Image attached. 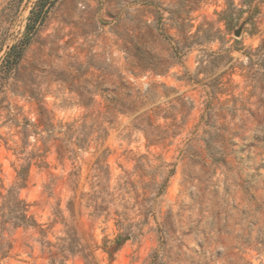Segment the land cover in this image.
<instances>
[{
	"label": "rangeland",
	"instance_id": "obj_1",
	"mask_svg": "<svg viewBox=\"0 0 264 264\" xmlns=\"http://www.w3.org/2000/svg\"><path fill=\"white\" fill-rule=\"evenodd\" d=\"M35 1L0 0V61ZM251 3L246 22L248 0L54 2L0 90V190L31 159L19 194L46 234L5 230L0 264H50L72 233L95 264H264V214L243 191L264 193Z\"/></svg>",
	"mask_w": 264,
	"mask_h": 264
},
{
	"label": "trees",
	"instance_id": "obj_2",
	"mask_svg": "<svg viewBox=\"0 0 264 264\" xmlns=\"http://www.w3.org/2000/svg\"><path fill=\"white\" fill-rule=\"evenodd\" d=\"M20 1V0H19ZM56 0H36L34 6L30 10V15L28 17L27 23L25 25V30L22 37L12 44L5 54L2 56L0 61V90L2 86L8 81L11 75L16 71L19 62L23 56V50L27 43H29L31 36L36 31L39 24L45 19L49 9L54 4ZM249 1V14L245 18V21H249L254 11L256 10V4L252 5L253 0ZM229 8H225L220 11V20H224L228 24V19L226 13ZM254 55L256 56L254 60L257 61L261 68H264V37L262 38L260 44L256 47ZM250 61H253V57H248ZM259 73L258 69L256 70ZM263 73H261L262 75ZM25 132V128L23 129ZM40 156V155H38ZM38 165H47L44 157H38ZM243 164L242 161L239 162ZM222 165H229L230 162L223 157L220 161ZM31 165V159H24V163L16 169L15 181L12 185L7 188L3 187L0 190V258L8 256L11 250L12 243L10 240L4 237V231L13 228L17 229L19 227L23 228H34L42 236L46 234V229L41 223H39L36 218L29 213V203H27L23 198L20 197L19 190L26 186L27 176L29 167ZM260 166L255 169L258 170ZM243 191L246 200L251 201L255 204L253 211H263L264 214V193L258 194L257 190L259 187H255L250 179H243ZM263 236V235H262ZM47 245L54 247L50 241H46ZM258 244L264 247V237H258ZM56 251L50 252V264H66L69 256L79 255L84 259V264H95L92 260V254L90 251H86V247L81 245L78 238L72 233L71 236L64 238L56 244ZM107 249L104 247L108 253L113 252L114 249ZM240 250V249H239ZM243 263L251 264L240 257Z\"/></svg>",
	"mask_w": 264,
	"mask_h": 264
},
{
	"label": "water",
	"instance_id": "obj_3",
	"mask_svg": "<svg viewBox=\"0 0 264 264\" xmlns=\"http://www.w3.org/2000/svg\"><path fill=\"white\" fill-rule=\"evenodd\" d=\"M242 28L243 27L241 25H239L237 28L234 29V34L239 36L242 32Z\"/></svg>",
	"mask_w": 264,
	"mask_h": 264
}]
</instances>
